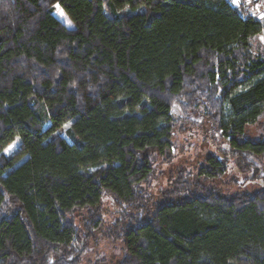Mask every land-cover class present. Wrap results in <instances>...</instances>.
Returning a JSON list of instances; mask_svg holds the SVG:
<instances>
[{
  "label": "trees",
  "instance_id": "trees-1",
  "mask_svg": "<svg viewBox=\"0 0 264 264\" xmlns=\"http://www.w3.org/2000/svg\"><path fill=\"white\" fill-rule=\"evenodd\" d=\"M263 32L228 0H0V264H80L96 233L122 242L117 264H264V186L212 184L228 156L261 177L247 127L264 116ZM175 105L203 109L230 149L154 198ZM106 195L121 217L104 233Z\"/></svg>",
  "mask_w": 264,
  "mask_h": 264
},
{
  "label": "rangeland",
  "instance_id": "rangeland-1",
  "mask_svg": "<svg viewBox=\"0 0 264 264\" xmlns=\"http://www.w3.org/2000/svg\"><path fill=\"white\" fill-rule=\"evenodd\" d=\"M264 5V0H260ZM132 10L124 8L122 14L131 13ZM61 13V10L58 11ZM61 16V14H60ZM264 32L253 40V52L256 55L264 54ZM173 115L176 119L174 128V147L172 154L174 158L164 163L159 157L156 161V175L147 185L148 193L158 198L161 194L171 188V178L180 169L196 170L209 154L215 153L224 156L221 150H229L228 139L222 137L220 131L214 129L211 122L205 115L203 109L185 113L179 105L173 108ZM248 136L257 139L264 136V116L255 124L247 127ZM21 145V140L17 139L6 149L9 151L4 154L11 156ZM229 157L228 173L212 182L222 193H233L237 191H254L264 186V159L256 160L260 167V176L253 173H242L236 166L234 160ZM196 172V171H195ZM102 220L103 232H108L109 227L117 222L121 217L120 208L116 206L113 198L106 195L102 201ZM91 218L86 212L71 216L79 230L85 233L86 219ZM101 220V221H102ZM97 240L88 241V249L82 255L80 264H117L125 254V249L121 241L109 239L103 233H96ZM85 242V241H84ZM81 250V249H80Z\"/></svg>",
  "mask_w": 264,
  "mask_h": 264
},
{
  "label": "built area",
  "instance_id": "built-area-1",
  "mask_svg": "<svg viewBox=\"0 0 264 264\" xmlns=\"http://www.w3.org/2000/svg\"><path fill=\"white\" fill-rule=\"evenodd\" d=\"M228 1L230 2V0ZM230 4L234 6L231 2ZM239 10L244 11L246 15H249L260 21H264V18H261V14H264V5L261 4L260 0H250V2L249 0H243V2L240 5Z\"/></svg>",
  "mask_w": 264,
  "mask_h": 264
},
{
  "label": "snow or ice",
  "instance_id": "snow-or-ice-1",
  "mask_svg": "<svg viewBox=\"0 0 264 264\" xmlns=\"http://www.w3.org/2000/svg\"><path fill=\"white\" fill-rule=\"evenodd\" d=\"M230 2H231L234 6H236L237 9H239L241 3L243 2V0H230ZM249 2H250V0H249ZM56 7L59 8V5H57ZM257 7H259V6H257ZM60 14L63 15L62 12H61ZM261 18H264V14H261ZM261 39H264V37H261ZM8 151H9L8 149H5V152H6V153H7Z\"/></svg>",
  "mask_w": 264,
  "mask_h": 264
}]
</instances>
